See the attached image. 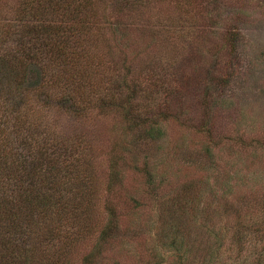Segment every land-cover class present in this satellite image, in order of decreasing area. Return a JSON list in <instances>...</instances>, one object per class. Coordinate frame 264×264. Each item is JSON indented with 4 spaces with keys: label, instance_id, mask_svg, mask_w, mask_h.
I'll return each mask as SVG.
<instances>
[{
    "label": "rangeland",
    "instance_id": "obj_1",
    "mask_svg": "<svg viewBox=\"0 0 264 264\" xmlns=\"http://www.w3.org/2000/svg\"><path fill=\"white\" fill-rule=\"evenodd\" d=\"M17 2L0 0V31L10 34ZM34 9L32 21L42 17ZM83 12L98 24L100 41L94 34L89 41L82 81L53 62L48 72L45 65L32 67L17 87L0 65V125L10 100L25 113L20 127L0 133L2 160L16 147L18 133L19 139L33 134L36 140V126L31 132L25 126L45 120L51 128H38L45 143H78L79 134L90 167L86 183L75 181V169L69 178L68 208L59 220L66 242L41 258L26 252L25 260L264 264V0H88ZM128 63L144 89L134 100L154 99L147 101L153 105L148 121L132 126L118 111L90 112L69 98L72 91L89 94L88 82L103 87ZM54 75L59 79L52 93L45 84ZM66 84L74 85L72 91ZM146 129L153 130L147 138ZM62 151L70 169L78 151ZM109 160L118 180L108 190ZM146 170L155 187L148 185ZM3 175L0 184L11 185L0 189V239L6 240L0 241V259L19 250L17 241L30 245L32 237L50 235L45 217L31 222L30 191L20 188V197L14 196L8 189L16 186ZM108 208L114 210L113 229L103 238Z\"/></svg>",
    "mask_w": 264,
    "mask_h": 264
},
{
    "label": "trees",
    "instance_id": "obj_2",
    "mask_svg": "<svg viewBox=\"0 0 264 264\" xmlns=\"http://www.w3.org/2000/svg\"><path fill=\"white\" fill-rule=\"evenodd\" d=\"M28 1L30 2L31 0H20L19 4L18 2L16 3L18 12H15L12 16V19L16 21L12 23V27L8 29L10 34L0 31V65H2L3 68V76L8 79L9 83H15L17 87H19L27 81V76H29L32 67L36 68L35 65H45L42 66L46 69L44 72H48L53 66V64L50 63L56 62V64L58 63V65L67 71L70 69L71 72H76L80 75H73L70 78L77 77L78 80L82 81L84 79V73H88L87 69L84 67V63L85 61L87 62L88 57H90L91 44H89V41L93 34L95 35L96 29L98 28L96 22L92 23L87 19L86 21L84 18L86 14L83 12V8L86 7L88 0H32V3L35 4L29 3ZM32 9H34V13L32 12L33 14H36L39 10L38 12L40 13L38 15L42 17L38 16L39 18L33 21L29 19V14H31L30 12ZM116 24L119 25L120 21ZM112 29L114 32L117 30L114 25ZM114 32H112L111 35H113ZM86 36L89 40L85 39ZM95 37L98 39V44L100 39L96 35ZM9 40L12 41V43L9 44ZM110 44L108 46L105 44L106 47H108L107 51H111ZM110 59H113V57H110ZM124 62L125 58L122 63L124 64ZM130 67L131 65H129V63L124 65V72L109 77V82L103 87H100V85L104 83L99 85L98 82H88L87 85L90 86L88 92L90 93L87 95H85L84 92H73L70 87H74V85L66 84L64 87L68 85V88L72 91L69 94V98L72 99L74 103H77L75 106L83 102V106L88 108L90 112L93 110L96 112L98 110L118 111L126 122H131L130 124L132 126H139L138 123L142 124L145 120H149V113H151L150 110L153 105L147 101H152L154 99L146 95L148 98L145 99L146 102L140 100V96L142 97L141 92L144 89L140 91L139 75H132L133 70H130ZM47 75L49 74L47 73ZM56 79H59V77H55L54 75V78L52 80L49 79L47 84H45V86H49L48 89L51 90L52 93L55 92L54 87L58 84ZM70 80H72L73 83V79ZM4 90L5 87H3L0 82V94L3 93ZM139 94L138 101H135V97ZM163 99L169 102L171 96L163 97ZM2 103L3 102L0 100L1 112ZM45 103H49L48 99L45 100ZM146 104L149 108L144 110L143 107H145ZM19 106L20 105L17 106V102L13 100H10L7 104L6 112L1 115L3 126L0 125V133L9 130L10 127L13 129L14 126L21 125L20 120L23 119L25 113L24 111H19ZM140 106L142 109H139ZM161 112H158V114ZM41 126L47 129L51 128L45 120H40L39 124H32V126L29 124V126L24 127V129H28L29 132L35 128V132L37 133L36 142L33 141V134L28 141L22 136L19 139V133L17 131L18 135H16L15 138H18V140L12 142L16 143V147L12 148V151L10 150L9 153L8 150L5 152L8 158L7 160H4V158L2 160L0 157V175L4 174L3 176L6 177L13 186H16V189H8L9 193H13L14 196L20 197V188L22 189L21 192L24 194L30 191L26 200L30 205L28 215L31 218V222L33 223L38 221L41 217H45L46 220L43 226L46 227L45 229L50 235H43L41 238H37L36 236L32 237L34 242H31L30 245L24 244V246H22L17 241L16 245L19 247V250L12 251L7 258H1L0 264H29L27 260H25L26 256H28L25 254L26 252L40 255L41 258L43 254L48 253L47 251L53 253L50 249L55 248L54 246H56L59 241L63 243L66 242L65 239L62 238L64 229L60 225L59 220L61 216L65 214L64 210L68 208L67 197L69 195L68 191L70 190L68 187L69 178H73L72 171L74 169L75 181L78 184L86 183L89 178L87 174H89L88 171L90 167L86 168L87 160L85 158L87 147L81 136L75 134L78 136L76 138L78 143L69 139H60V141H52V145H47L45 143V137L41 135L42 132L38 130ZM151 131L153 130L146 129L144 137L147 138V134H150ZM57 137L58 136L53 138H66L67 136L61 135ZM82 148H84V151H79ZM62 149L68 150L69 152H73L75 149L78 151L73 155L71 162H69L72 167L67 170L66 165L68 162H65L67 159L63 157ZM15 151L17 152L16 154ZM108 164L110 178L107 189L109 190L110 186L118 179L117 176H115L116 171L113 166L114 163L109 160ZM150 170H146L147 183L149 186L154 185L155 187L154 177L152 176L153 173ZM47 182H49V184H47ZM7 183L9 184V182L2 181L0 189H2L4 184L8 186ZM38 183L40 184L38 185ZM11 188L13 187L11 186ZM17 192L19 194H17ZM113 214L114 210L108 208L107 223L100 233L103 235V238L113 229ZM0 227H2L1 224ZM55 238L58 240H55ZM1 240L3 241L4 239H0V241ZM5 241L6 240H4V242ZM40 258L35 261L34 264L40 263Z\"/></svg>",
    "mask_w": 264,
    "mask_h": 264
}]
</instances>
